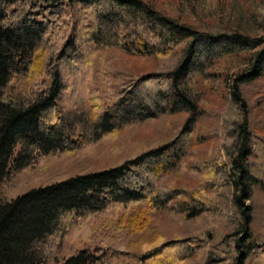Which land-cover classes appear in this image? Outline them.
I'll list each match as a JSON object with an SVG mask.
<instances>
[{
    "label": "trees",
    "instance_id": "trees-1",
    "mask_svg": "<svg viewBox=\"0 0 264 264\" xmlns=\"http://www.w3.org/2000/svg\"><path fill=\"white\" fill-rule=\"evenodd\" d=\"M217 39L240 48L246 43L240 33H203L181 25L143 0H0V264H264V230L257 228L264 225L263 212L254 207L251 214L240 212V197L225 196L228 187L208 197L202 190L159 184L167 168L186 155L188 122L200 117L185 81L187 67L197 45ZM258 43L264 46V39ZM111 49L153 60L155 72L111 74L104 68L99 74L108 93L106 110L88 118L60 108L63 68L70 69L76 87L86 89L91 59ZM254 61L236 83L264 80L258 68L260 63L264 68V47ZM231 97L240 104L237 87ZM178 113L188 120L166 144L116 168L56 181L15 199L4 194L8 177L38 158L81 151L88 131L97 139L120 125ZM222 128L224 135L236 131L234 146L224 154L243 198L250 199L254 189L264 193V137L254 138L246 124L228 118ZM15 147L19 152L11 161ZM172 211L185 223V237L146 235L157 216ZM110 213L117 214L115 233L126 230L136 237L124 252L87 246L98 233L87 224ZM223 213L233 229L219 244L208 246L212 238L203 230L189 231L190 224Z\"/></svg>",
    "mask_w": 264,
    "mask_h": 264
},
{
    "label": "rangeland",
    "instance_id": "rangeland-1",
    "mask_svg": "<svg viewBox=\"0 0 264 264\" xmlns=\"http://www.w3.org/2000/svg\"><path fill=\"white\" fill-rule=\"evenodd\" d=\"M143 1L181 25L203 33H226L229 36L234 32L240 33L246 41L244 48L233 46L225 42L226 39L197 45L198 54L192 56L185 81L192 87L189 95L194 100L200 117L196 116V120L194 118L188 122L190 147L186 155L178 166L171 165L167 168L159 178V184L164 188L171 185L197 192L202 190L208 197L216 190L225 194V190L229 188V193L225 196L230 199L240 197V212L251 214L254 207L264 213L263 192L254 189L248 200L242 196L243 188L230 170L229 156L224 154L225 147L234 146L236 131L229 129L224 135L222 128L223 120L228 118L235 121L237 126L246 124L254 138L264 137V80L261 79L257 85L235 82L237 74L245 75L256 65L254 57L264 47L258 43V40L264 39V0ZM91 60V77L86 89L76 87L70 69L63 68L66 88L60 98L59 107L82 117L86 113L88 118L89 115L94 118L107 108L108 93L99 74L104 68L110 67V71L113 70L111 74L122 71L140 76L155 72L153 60L114 49L98 51ZM103 62L105 66L102 65ZM261 65L260 63L258 68L264 74ZM110 79L115 83L117 78L112 75ZM236 87L241 99L238 105H234L231 100V93ZM187 120L186 113L164 115L140 123L120 125L117 129L102 133L97 139L91 138L93 131H88V142L81 151L38 158L35 163L32 162L19 171L16 177H8L3 187L4 194L8 200L15 199L32 189L56 181L116 168L136 154L166 144L170 135L179 131ZM18 152L19 148L15 147L11 161ZM260 153L259 146L255 154ZM249 163L252 164L251 161ZM166 214L157 216L146 235L161 232L168 240L185 237L183 233L186 225L180 221L179 214L174 211ZM116 216L117 214L110 213L95 217L96 220L87 224L92 233L95 234L98 230L94 237L91 233L90 241L93 243L87 244L89 248L99 246L107 250L113 247L121 248L123 252L128 248V244L136 237L126 234V230L115 233ZM223 217L226 218L227 215L223 213L219 218L207 217L198 224H190L189 231L198 233L203 230L212 238L207 242L208 246L217 245L221 242V237L230 234L233 229L226 225ZM257 228L264 230V225ZM75 244L76 241L72 240V246Z\"/></svg>",
    "mask_w": 264,
    "mask_h": 264
}]
</instances>
